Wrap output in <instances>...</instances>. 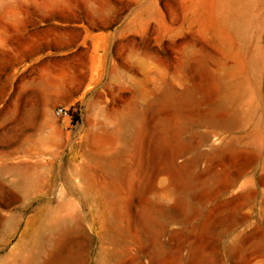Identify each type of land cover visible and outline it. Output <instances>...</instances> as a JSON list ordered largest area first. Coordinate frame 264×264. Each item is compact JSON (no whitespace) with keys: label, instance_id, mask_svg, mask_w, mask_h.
Wrapping results in <instances>:
<instances>
[{"label":"rangeland","instance_id":"rangeland-1","mask_svg":"<svg viewBox=\"0 0 264 264\" xmlns=\"http://www.w3.org/2000/svg\"><path fill=\"white\" fill-rule=\"evenodd\" d=\"M0 264H264V0H0Z\"/></svg>","mask_w":264,"mask_h":264},{"label":"built area","instance_id":"built-area-1","mask_svg":"<svg viewBox=\"0 0 264 264\" xmlns=\"http://www.w3.org/2000/svg\"><path fill=\"white\" fill-rule=\"evenodd\" d=\"M54 114L57 117H63V116H66L68 114V110L63 106H59V107H56L54 109Z\"/></svg>","mask_w":264,"mask_h":264}]
</instances>
